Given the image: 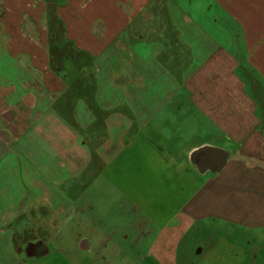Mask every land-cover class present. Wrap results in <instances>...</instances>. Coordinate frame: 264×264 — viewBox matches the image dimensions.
<instances>
[{"label":"crops","instance_id":"obj_1","mask_svg":"<svg viewBox=\"0 0 264 264\" xmlns=\"http://www.w3.org/2000/svg\"><path fill=\"white\" fill-rule=\"evenodd\" d=\"M262 12L264 0H0V264H97L55 244L60 226H81L88 186L129 171L137 150L197 171L180 212L264 226V36L247 33ZM188 119L222 144L171 128ZM184 138L176 160L156 153Z\"/></svg>","mask_w":264,"mask_h":264},{"label":"rangeland","instance_id":"obj_2","mask_svg":"<svg viewBox=\"0 0 264 264\" xmlns=\"http://www.w3.org/2000/svg\"><path fill=\"white\" fill-rule=\"evenodd\" d=\"M250 22L247 33L256 42L264 36V12ZM191 121L188 119L182 129L178 122L171 128L184 135L195 133L198 137L193 144H222L223 136L210 135L198 122L195 127L200 129L191 131ZM189 142L186 138L177 141L184 150L156 153L164 152L176 160V153L186 151ZM224 144L231 149L236 142ZM153 151L137 150L133 164H128L130 170L119 172L113 181L110 172L97 175L86 194L93 202H86L85 211H77L83 220L81 226L73 227L75 221L70 223L67 219L60 226L55 244L67 251L62 253H69L72 260L78 256L92 258L97 264H264V226L251 227L206 215L200 217L190 211L180 212L197 171L166 164V168L161 167ZM242 159L248 164L255 162L253 157ZM33 234L27 235V239L36 241ZM82 243L89 246L83 249Z\"/></svg>","mask_w":264,"mask_h":264}]
</instances>
